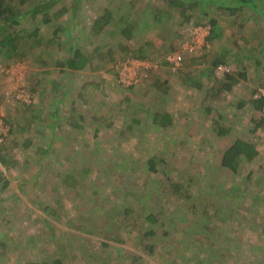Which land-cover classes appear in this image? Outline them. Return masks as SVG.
<instances>
[{"label":"rangeland","instance_id":"obj_1","mask_svg":"<svg viewBox=\"0 0 264 264\" xmlns=\"http://www.w3.org/2000/svg\"><path fill=\"white\" fill-rule=\"evenodd\" d=\"M188 1L197 2L182 0ZM216 1L226 6L237 3V0ZM256 1L257 17L264 16V1ZM166 2L83 0L84 11L75 22L87 19L86 23L79 22L71 33L79 36L75 44L80 43L93 56V64L90 70L83 71L85 78L77 81V84L86 81V85L79 95L75 94L76 106L64 104L69 100L67 93L65 101L57 107L61 127L52 118L56 101L61 99L48 95L65 89L67 75L61 76L53 62L46 68L30 57L31 52L12 63L0 57V66L18 64L10 76L0 74L4 136L0 141V200L5 201L0 204V243L4 241L7 246L0 247L4 257L0 264H19L30 261L34 255L38 260L55 258L61 253L64 260L74 263L98 259L102 264L113 260L114 251H128L140 257L136 264H189L181 260L189 244L197 246L198 259L204 258L206 249L214 244L216 236L201 235L202 230L195 228L200 225L198 213L219 204L210 196L224 190L233 197L247 183L249 172L264 173V129L252 132L250 122L253 92L264 93V48L260 47L264 42V21L263 26L251 21L245 30L242 25V28L233 25L221 11L222 16L217 18L224 29L221 39L214 41L211 49L192 51L193 55H189L183 53L182 45L188 40L180 38L186 24L175 23L182 15ZM31 3L32 0L12 2L22 10ZM122 5L130 7L127 24L108 26L98 37L86 38L82 36L84 33L80 34L79 29L91 26V19L106 9L114 13L118 22L126 14L120 16L118 9ZM144 7L151 10L141 15L138 10ZM158 8L168 9L170 15L164 13L161 18L165 24L156 26L158 22L151 18V13ZM165 26L172 35L164 34ZM142 49L147 53L145 59L154 65L153 71L147 77L140 74L139 83L133 86H120L119 64L139 59L136 55ZM64 50L65 45L63 50L58 48L62 58ZM176 52L184 54L185 63L174 70L166 57ZM220 55L229 60L238 57L243 63L241 68L247 71L246 78L231 92H221L218 81L224 77L217 76L212 68ZM46 69L53 74L48 77L40 74ZM147 82L160 84L147 85ZM198 83L204 87L196 88ZM83 105L88 106L89 116L83 121L77 113L80 126L77 129L70 122L68 106H79L85 111ZM158 112L171 114L175 128L154 130L152 119ZM237 139L253 144L260 155L254 162H244L243 169L235 175L222 169L220 162L222 151ZM166 140H175L178 146L171 143L170 148H164ZM154 147L160 151L157 155L168 160L164 175L146 170V159H150ZM178 147L183 150L174 152ZM252 177L250 185L247 184L250 187L256 185ZM175 183L183 190L184 203L171 193L170 185ZM123 200L127 202L122 203ZM151 201L166 212L158 216L157 225L142 219L143 207L153 210ZM126 208L129 214L121 216L119 213ZM184 210L186 217L180 221ZM217 223L220 222L214 221V227L235 229L238 239L258 240V235L241 229L245 226L238 222L224 226ZM189 228L185 240L181 232ZM212 228L208 229L214 231ZM151 229L154 232L148 235ZM164 229L170 232L165 238ZM145 234L148 236L142 239ZM29 241L33 243L28 244ZM102 243L111 248L102 247ZM149 244L155 246L151 254L142 248ZM243 255L249 259L255 257L248 252ZM71 257H76V261ZM112 262L120 260L114 258Z\"/></svg>","mask_w":264,"mask_h":264},{"label":"trees","instance_id":"obj_2","mask_svg":"<svg viewBox=\"0 0 264 264\" xmlns=\"http://www.w3.org/2000/svg\"><path fill=\"white\" fill-rule=\"evenodd\" d=\"M13 1L14 0H0V57L3 58L6 63H12L17 58L21 60V57L26 56L27 52H31L30 57L34 60L37 59L38 62H41L42 65H44L46 68L47 66H49V62H53L54 64H56L55 67L59 69L58 73H60L61 76L67 75V78L69 75V71H74L76 74H78L82 71L90 70L93 64V56L85 52V50L81 48L80 43L79 45H76L77 43L75 40L79 39V36H74L71 33V31L73 30L72 28H74L76 24H79V22L86 23L87 19H82L79 22H75V20L77 21L80 18L79 14L84 11V7L82 5L83 0H32L30 6L27 7V9L23 10L14 7V5L12 4ZM166 1V3H168L170 7L181 8L183 12L187 11V5L191 9L200 5L201 9H203L204 12H206L207 8L212 6V4H216L215 2H218V4L221 5L220 7L225 6L223 8L227 9L230 5H237L232 10L233 14H237L236 16L244 12L246 8L249 11L250 8L254 9L256 7V4L258 3L256 0H237V3H231L230 5L226 6L225 4L223 5V2L216 0H197V2L195 3L189 1L185 3L182 2V0ZM68 3L71 4V7H69ZM147 8L148 7L140 8L138 11L141 15L144 13L148 14L147 11L151 9L147 10ZM129 9L130 7H127L126 5H122L119 7L118 11H120V16L123 12L126 14L124 16H121L118 22L114 20V13H112L110 9H106L104 12L100 13L99 16H96L95 19L94 17L91 19V26L88 25V27L85 26L84 28L79 29L80 34L82 35L84 33L82 36L86 38L98 37L104 30H106L108 26L116 28L118 24H127L130 20L127 15ZM161 12L162 11L152 9L151 18H154V21L158 22L156 26H159V23L163 22V19L161 17L164 13ZM158 13L161 14V16H159ZM210 23L212 24V32L210 37L208 38V43L211 44L214 41L221 39V37L223 36V32L218 24V21L215 18H212ZM164 29L167 30V27L165 26ZM43 31L45 32V34H43ZM64 45L65 56L64 58H62L59 56L60 51H58V48L60 47L63 50ZM260 47L264 48L263 41L262 43H260ZM98 50L101 52V49ZM146 56L147 53L143 49L138 55H136V57L140 59H145ZM232 57L235 60H229V57L220 55L215 58L213 63L212 68L217 69L219 65H226L227 63L231 62L229 64V66L231 67V72L224 75V78L219 79L223 81H218L221 84V92H231L235 85H237L240 80L245 79L247 76V71L241 68L243 65V63H241V60L236 56ZM232 62L234 63L232 64ZM257 65L261 66V63L257 61ZM40 74L48 77L49 75L53 74V72L46 69ZM198 84L196 85V88L201 89L204 87L203 83H200L199 85ZM68 88L69 86H67V88L62 91H53L50 93V95H48V97L55 98V100L61 99V101H56V104L53 108L54 112L52 114L53 122L59 125V127H61L62 124L60 123V109L57 107L65 101V95L68 93V91L71 90ZM253 94L258 96L255 99L254 95H252L251 102L253 113L252 117L250 118V122L253 125L252 132H255L260 129H264V93L262 91H254ZM68 102H71L68 105H74L75 103L76 106L77 104L74 97L73 100L69 98ZM240 105L244 106L242 103ZM80 109L81 108L79 106L74 108L68 106L70 122L72 124L74 123V126L77 129L80 128V126L77 124V118L79 114V118L83 121L88 118L87 116H85L86 113L83 114L82 110ZM78 112L79 114H77ZM170 115L171 114L164 115L161 119H159L158 115L157 118L154 117L152 119V125L155 127L154 130L161 132V130L168 131L175 128L174 118H171ZM70 122L68 123L71 124ZM174 141L175 140H166L164 148H170L171 143H176V145L178 146L177 141ZM157 149L158 148L154 147L151 150L152 155H150V159H146V170L147 172H150L152 174L155 173L164 175L165 172L163 168H165L169 163L167 159L157 155V153L160 152ZM182 150L183 148L180 147H178V149H173L174 152H179ZM259 155V151L253 144L243 141L242 139H237L230 147L222 151L220 166L222 167V169L230 170L236 175V173L240 172L243 169L242 165L244 162H254L255 159L259 157ZM111 167L113 168L114 166ZM90 170L91 168L87 169V172H90ZM246 173H248V171L244 172L243 174ZM252 176L255 177V182L253 181V183L256 185L252 184L253 187H250L248 186L250 185L249 180L252 181V179H254ZM246 178L247 183L243 184L239 188L237 195L231 197L230 195H228V192L221 190V192H218L217 194L215 193L210 196V199L211 197L215 198V201L217 203L219 202V204L214 206V209L208 208L203 213H198L199 221L197 223L200 225L195 228L202 230L203 233L201 232V235H203L204 233H208L211 234V236L217 237H214L213 246H210L208 249H206V251L208 250V253H206L207 255L202 259H198L199 256H197L196 254L198 251L195 250L197 246H192L189 244L188 249L184 250V255L181 256V260L189 264H264V243L262 242V239H264V173L255 174L249 172L246 175ZM156 180L159 179L156 177ZM243 180L245 182V179ZM170 188V190H172V195L179 196L178 199L182 200L183 202L184 198H182L183 190L180 189L181 186L175 183L171 184ZM186 192H188V190H186ZM151 198L153 197H150V199ZM210 199L208 200L209 202ZM228 199L230 201L229 203ZM4 202V199L0 200V204ZM123 202L126 203L127 201L123 200L122 203ZM116 205H118V203ZM151 205L153 207V210H150L149 207H143L145 212L142 215V219H144L147 223L157 225L160 221L158 219V216L161 213L165 214L166 212L163 210V208L160 209L159 207H157V203L151 201ZM128 210L129 208L127 210H123V212L119 214L125 217L129 214ZM211 210H213L214 214L211 213ZM186 214L187 213L184 210V212L181 214L182 216L180 215V221H182L183 216L186 217ZM216 220L220 222L217 224H222V226L238 222V225L245 226L241 227V229L248 230L258 235V240L256 239L254 241H244V239H238L236 237V234H238V232L235 231V229H233L232 227H214L216 226L214 224V221ZM259 223L262 225L260 227H257ZM208 228H212L214 231H210ZM164 230L165 232L163 233V238L169 236L170 234L168 229L167 231L166 229ZM190 231L191 230L189 228L186 231L184 230L181 232V235L184 236L185 240L186 235ZM147 232L148 235H150L153 234L154 230L151 229ZM145 235L146 236H144V238L142 239H146L148 235ZM176 241L179 242L178 240ZM4 243V241L0 243V247L2 249L7 247ZM32 243V241L28 242V244ZM179 245L181 246L180 242ZM101 246L104 248H111L110 245L105 243H102ZM142 248H145L146 252H148L149 254L155 252V246L153 244L145 245V247ZM169 248L174 249V247L171 246H169ZM68 251H71L70 247ZM69 252H66V254H69ZM245 252L251 253L255 257L253 259L246 258L243 255V253ZM78 253H80V251ZM114 255L115 256L113 257V260L114 258H119L120 262L115 263L112 262L113 260H110L108 263L103 262L102 264H136L141 261L140 257H137L136 255L128 251H125V253L124 251H114ZM36 256L37 255H34L30 259V261L19 262V264L78 263L75 259L76 257L70 258L76 261V263L69 259L64 260L62 253L60 256H57L55 258L43 257L40 260H38ZM103 256V258H107L105 257V255ZM3 259V255L0 254V263L1 261H3ZM213 259H216V261H214ZM80 264L100 263L98 259H95L94 261H83Z\"/></svg>","mask_w":264,"mask_h":264},{"label":"crops","instance_id":"obj_3","mask_svg":"<svg viewBox=\"0 0 264 264\" xmlns=\"http://www.w3.org/2000/svg\"><path fill=\"white\" fill-rule=\"evenodd\" d=\"M216 4H212V6H210L209 8H207L206 12L203 11V9H201V6L198 5V7H193L192 9L187 5L188 9L186 12H183V10L181 8H172V9H177L180 11L181 15H182V18L180 21L178 20H175V23H179V24H182V23H185L186 25L182 28L185 30L184 34L180 35V38L181 39H188L187 38V34L186 31L188 29V27L190 26H193V27H197V26H203V27H209L210 28V35H211V32H212V24L210 23L211 22V19L212 18H215L217 21H218V24L219 26L223 29V27L220 25V22L217 18H219V16H222V13L223 15H226L229 19L230 22L233 21V25L235 26H238L240 28H242V26L244 27V29L246 30L247 29V25L251 22V21H255L257 22V24L259 25H262V20L264 21V17L263 15L261 17H257V4H256V7L254 9H251L250 8V11L246 8L244 10V12H242L241 14H239L238 16H236L235 14H233V8L237 5H234V6H228V9L227 8H223V7H220L221 5L218 4V2H215ZM158 10L162 11L163 13L165 14H169L167 13L168 9L166 8H158ZM222 11V13H221ZM161 12V13H162ZM189 12H194V13H197V16H194V13H189ZM171 14H172V11H171ZM170 15V14H169ZM198 18H201V19H198ZM201 21V22H200ZM236 21H238L239 23H237ZM162 23H165V21L163 20ZM242 25V26H241ZM234 27H231V29H233ZM264 29V27H263ZM183 32V31H182ZM181 32V33H182ZM223 34H224V29L222 30ZM164 34H169V35H172L170 33L169 30H164ZM210 37V36H209ZM220 40V39H219ZM185 41L183 42L182 45H185ZM212 44V43H211ZM209 43V47H206L208 50L211 49V45ZM184 54L188 53L189 55H193L192 53H189V51H185L183 52ZM140 59V58H139ZM142 60H147V59H142ZM120 65V64H119ZM72 76V77H71ZM85 78V74L82 72L76 74L74 71H69V75H68V81L66 80V86H65V89L67 88V86H69L68 89H71L70 91H68V96L71 100H73V97L75 98V94L78 93V92H81L84 88H85V83L86 81L84 82V84H77V81H81L82 79ZM73 81H75L73 83ZM151 82V81H150ZM150 82H147L146 84L147 85H154V86H157L160 84V82H157V83H154V84H150ZM74 85H73V84ZM117 88H119L117 86ZM95 93V92H94ZM79 95V93L77 94ZM68 98V99H69ZM74 102V101H73ZM68 103H71V102H65V104H68ZM82 108L85 110L83 111L82 110V113H86L85 116H89V110H88V106L86 105H83ZM157 115L159 116V119H161L164 115H169V114H162L161 112H158L157 114L154 115L155 118H157ZM171 118H174L172 115H170Z\"/></svg>","mask_w":264,"mask_h":264},{"label":"built area","instance_id":"obj_4","mask_svg":"<svg viewBox=\"0 0 264 264\" xmlns=\"http://www.w3.org/2000/svg\"><path fill=\"white\" fill-rule=\"evenodd\" d=\"M185 30L181 33L184 34ZM186 33L187 42L183 45L185 51L202 50L206 47H209L208 38L210 36V28L197 26L188 27ZM167 63L175 70L180 68L185 63V57L182 52L171 53L166 57ZM14 64V65H13ZM9 65L0 66V74L10 76L18 64L13 63ZM9 66V67H8ZM8 67V68H7ZM154 65L150 63L148 60L142 59H128L124 62H121L119 69V85L123 87H130L137 83H139L140 74L142 77H147L150 71H153ZM216 75L219 77H224V75L229 74L231 72V67L229 65H219L216 69ZM138 73V75H137ZM2 116L0 114V141H3V132L1 130L2 127Z\"/></svg>","mask_w":264,"mask_h":264}]
</instances>
